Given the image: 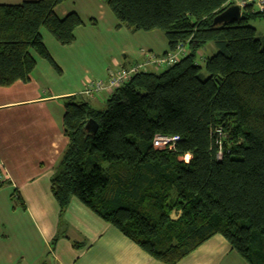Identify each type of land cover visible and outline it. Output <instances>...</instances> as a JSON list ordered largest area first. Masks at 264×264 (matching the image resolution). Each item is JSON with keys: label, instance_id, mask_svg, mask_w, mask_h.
<instances>
[{"label": "trees", "instance_id": "1", "mask_svg": "<svg viewBox=\"0 0 264 264\" xmlns=\"http://www.w3.org/2000/svg\"><path fill=\"white\" fill-rule=\"evenodd\" d=\"M63 1L0 3V87L29 79L32 54L60 72L41 28L65 46L84 25L75 12L55 14ZM104 2L119 25L159 30L166 53L181 45L185 54L133 75L104 108L65 98L68 144L50 177L59 214L76 198L162 264L216 234L247 264H264V38L247 24L264 12L248 7L237 21L212 25L230 0ZM208 43L214 51L197 62ZM156 135L177 140L158 148ZM15 193L13 205L24 208Z\"/></svg>", "mask_w": 264, "mask_h": 264}, {"label": "crops", "instance_id": "2", "mask_svg": "<svg viewBox=\"0 0 264 264\" xmlns=\"http://www.w3.org/2000/svg\"><path fill=\"white\" fill-rule=\"evenodd\" d=\"M54 12L58 17L75 12L84 22L65 46L40 31L60 72L32 54L36 65L29 79L0 87V178L5 181L0 188V264H162L76 198L60 215L50 177L68 144L62 126L65 98L78 96L94 108L103 105L106 93L81 94L88 81L142 61L143 52L164 54L167 42L156 30L128 35L100 0H65ZM213 51L209 43L199 54ZM13 192L24 208L13 205ZM176 264L247 263L216 234Z\"/></svg>", "mask_w": 264, "mask_h": 264}, {"label": "built area", "instance_id": "3", "mask_svg": "<svg viewBox=\"0 0 264 264\" xmlns=\"http://www.w3.org/2000/svg\"><path fill=\"white\" fill-rule=\"evenodd\" d=\"M231 4L237 5L240 9V13L248 7H250L253 12H264V0H230V5ZM145 54L146 55L142 61L134 62L128 66L120 67L112 71L106 80L98 79L95 81H88L81 94L87 97L98 95L100 93H106L109 95L115 89L125 85L133 75L142 71H147L149 67H153V69L157 70L176 63L185 54V48L180 45L175 51L168 52V54L165 55H151V53ZM201 56L202 55H199L197 58L199 62ZM176 140L177 136L156 135L153 139V145L158 148H173V143ZM219 157L220 152L217 154V158ZM1 180L2 179L0 178V181Z\"/></svg>", "mask_w": 264, "mask_h": 264}, {"label": "rangeland", "instance_id": "4", "mask_svg": "<svg viewBox=\"0 0 264 264\" xmlns=\"http://www.w3.org/2000/svg\"><path fill=\"white\" fill-rule=\"evenodd\" d=\"M101 2H102V4L103 5H105L106 6V4H105V2H104V0H100ZM20 3V2H19ZM18 3V4H19ZM7 4V3H6ZM107 7V6H106ZM109 9V8H108ZM110 11V10H109ZM247 24L249 25V26H251V27H253L254 29H255V31H256V34H257V36L258 37H260V38H264V16H261V17H254V18H249L248 19V21H247ZM122 31H125L128 35H133L135 32H131L129 29H127L125 26H122ZM40 31H46L47 32V30L45 29V28H41V30ZM156 31H159V30H156ZM139 32H141V33H143V32H145V31H139ZM161 33V32H160ZM162 34V33H161ZM165 40V39H164ZM209 44V43H208ZM144 53V55H146L145 53H147V52H143ZM149 53V52H148ZM166 54H168V53H166ZM207 55H208V53H206ZM151 55H155V54H152L151 53ZM161 55H165V54H161ZM204 56V55H203ZM206 56V55H205ZM196 60L198 61V59L196 58ZM199 62V61H198ZM200 62H201V60H200ZM136 63V62H135ZM148 69H153V67H149ZM161 69H164V67H162ZM155 70V69H154ZM156 71V70H155ZM112 71H109L108 72V74H107V77H108V75H110V73H111ZM107 77L106 78H104L103 80H106L107 79ZM96 80H98V79H96ZM93 81H95V80H93ZM99 95V94H98ZM93 96H96V95H93ZM105 107V102H103V105H98V107H96V108H99V109H101V108H104ZM186 160L189 158V156L187 157V156H185L184 157Z\"/></svg>", "mask_w": 264, "mask_h": 264}, {"label": "water", "instance_id": "5", "mask_svg": "<svg viewBox=\"0 0 264 264\" xmlns=\"http://www.w3.org/2000/svg\"><path fill=\"white\" fill-rule=\"evenodd\" d=\"M240 9L237 5L231 4L219 14H217L212 21V25H219L226 22L237 21L240 18ZM88 131H94L95 127L92 122H88L85 125Z\"/></svg>", "mask_w": 264, "mask_h": 264}]
</instances>
